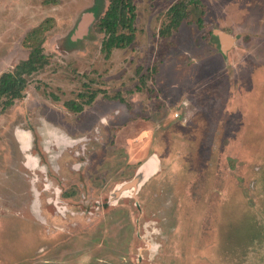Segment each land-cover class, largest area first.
<instances>
[{"label": "rangeland", "instance_id": "rangeland-1", "mask_svg": "<svg viewBox=\"0 0 264 264\" xmlns=\"http://www.w3.org/2000/svg\"><path fill=\"white\" fill-rule=\"evenodd\" d=\"M178 1L133 0L135 41L108 55L109 0H0V76L32 30L49 58L0 101V264H264V0H201L162 37Z\"/></svg>", "mask_w": 264, "mask_h": 264}, {"label": "trees", "instance_id": "trees-1", "mask_svg": "<svg viewBox=\"0 0 264 264\" xmlns=\"http://www.w3.org/2000/svg\"><path fill=\"white\" fill-rule=\"evenodd\" d=\"M203 6L201 0H180L167 11V21L162 25L159 34L170 38L181 24L189 16L191 10ZM136 6L133 0H109V5L104 15L99 19V27L105 33L103 51L108 55L115 49H124L131 46L136 38ZM201 22V19H200ZM47 29V27H45ZM32 30L27 36V42L31 48L28 58L16 65L13 71H8L0 76V101L4 109L11 107L16 100L24 98V90L28 86V78L39 72L49 63L48 56L44 53L42 42L33 44V40L39 39L41 32L46 30ZM42 41V40H41ZM97 94H91L85 102L92 105ZM72 111L82 112L83 105L66 104Z\"/></svg>", "mask_w": 264, "mask_h": 264}, {"label": "water", "instance_id": "water-1", "mask_svg": "<svg viewBox=\"0 0 264 264\" xmlns=\"http://www.w3.org/2000/svg\"><path fill=\"white\" fill-rule=\"evenodd\" d=\"M92 19L93 17H91L90 15H87L84 19V23H82V25L80 26V32L78 33L79 37H82L83 34H85L88 31V27L90 26V24L92 23ZM225 39H227L231 44V40L223 35L222 36V43L223 45L225 44ZM153 158H156V160L158 161V165H160L159 160L157 158V155L154 154L152 155L143 165L140 166V168L138 169L135 178L129 182V183H123L121 185H118L115 190L112 193V197L114 199V201L122 196H126L128 195L129 192L133 191L134 193H136L139 189H141L143 187V185L154 175L159 171H156L155 173L151 174V171L153 170V166L154 165H150V163L152 162Z\"/></svg>", "mask_w": 264, "mask_h": 264}, {"label": "bare ground", "instance_id": "bare-ground-1", "mask_svg": "<svg viewBox=\"0 0 264 264\" xmlns=\"http://www.w3.org/2000/svg\"><path fill=\"white\" fill-rule=\"evenodd\" d=\"M80 31V30H79ZM225 41V44L228 43L229 41L227 39L224 40ZM150 165H154L153 166V170L151 171V174L152 173H155L156 170L158 169V161L156 160V158H153L152 162L150 163ZM113 199V197H112Z\"/></svg>", "mask_w": 264, "mask_h": 264}, {"label": "flooded vegetation", "instance_id": "flooded-vegetation-1", "mask_svg": "<svg viewBox=\"0 0 264 264\" xmlns=\"http://www.w3.org/2000/svg\"><path fill=\"white\" fill-rule=\"evenodd\" d=\"M21 146H22V145H21ZM31 148H32V147H31V144H29V149H28V151H27L28 154L25 153V155H26V159L28 158V156H31V158H33V156L29 154ZM23 153H24V152H23ZM35 159H36V158H35ZM36 161L38 162L37 159H36ZM37 166H39V164H38ZM37 166H35V167H37ZM158 167H159V165H158ZM156 171H158V169H157ZM34 183H35V180H33V184H34ZM35 193H36V192H35ZM36 196H38V193H36ZM60 197H61V195H60ZM59 210H61V209H59ZM37 213H38V212H37Z\"/></svg>", "mask_w": 264, "mask_h": 264}, {"label": "crops", "instance_id": "crops-1", "mask_svg": "<svg viewBox=\"0 0 264 264\" xmlns=\"http://www.w3.org/2000/svg\"><path fill=\"white\" fill-rule=\"evenodd\" d=\"M222 36H223V35H222ZM222 36H221V37H222ZM228 43H229V42H228ZM228 43H227V44H228ZM230 45H231V43H230Z\"/></svg>", "mask_w": 264, "mask_h": 264}]
</instances>
